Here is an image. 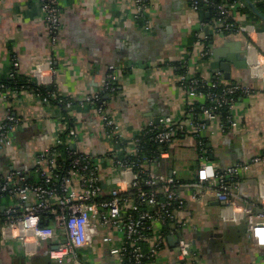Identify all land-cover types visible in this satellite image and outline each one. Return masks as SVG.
<instances>
[{"label":"crops","instance_id":"0c3cea01","mask_svg":"<svg viewBox=\"0 0 264 264\" xmlns=\"http://www.w3.org/2000/svg\"><path fill=\"white\" fill-rule=\"evenodd\" d=\"M133 1L58 0L61 28L57 43L52 45L38 0H0V78H7L14 56L19 75L35 83L43 81V85L53 83L55 93L78 101L87 93L102 90L108 66L113 65L117 86L109 97L104 95L106 108L129 135L150 122L156 123L159 117H181L189 98L173 64L184 63L192 75L208 82L218 79L223 84H240L249 93L232 102L236 128L222 132L217 122L208 124L203 135L205 156L200 154L194 137L179 134L169 147V157L160 167L153 166L159 176L171 174L187 183L196 178L204 163L224 168L237 161L248 162L251 156L264 152V21L248 19L247 13L238 10L235 19L253 25L251 36L216 35L211 28L207 35L205 27L201 30L207 18L191 9L189 0H150L147 14L151 26L144 28L133 17ZM205 14L209 17L208 12ZM206 36L214 43H209L210 56L202 59L205 43L201 39ZM227 55L241 64L231 65L230 80L224 77V71L211 66L215 59L221 62ZM2 95L0 91V120L5 112ZM10 105L21 124L12 132L11 144L0 150V173L13 167L28 168L32 155L48 146L68 122L74 124L78 134L74 148L97 155L110 148L103 140L100 119L89 105L74 102L66 112L60 103H43L31 89L16 93ZM261 170L263 166L251 164L249 173L242 177L238 191L245 203L258 202L257 174ZM110 172L104 166L105 183ZM177 190L185 200L177 214L184 223L181 232L197 251L192 264H264V249L251 243L246 222L224 220L222 205L212 189L205 191L200 203L192 196L196 188ZM103 232L113 241L122 236L112 229ZM46 245L43 242L37 253L26 256L17 242L0 238V264H47L43 256ZM109 246L95 239L83 254L95 264H116V258L108 253ZM174 252L166 240L164 249L145 264H177Z\"/></svg>","mask_w":264,"mask_h":264},{"label":"built area","instance_id":"2783aa9c","mask_svg":"<svg viewBox=\"0 0 264 264\" xmlns=\"http://www.w3.org/2000/svg\"><path fill=\"white\" fill-rule=\"evenodd\" d=\"M38 1L50 42L55 45L61 28L58 0ZM189 4L195 11L205 8L210 15V19L202 21L201 30L208 26L216 35L251 36L254 32L252 24L235 19L236 12L244 6L242 0H189ZM149 5L150 0L133 1V17L144 28L151 26ZM210 53L211 49L205 48L200 57L207 59ZM10 59L8 75L12 77L17 73L18 62L14 56ZM179 77L189 98L181 117H159L157 123L150 122L129 135L106 108L105 98H101V91L116 90L117 73L113 65L108 66L102 90L87 93L78 101L53 90L45 95L35 92L43 103L54 100L66 112L73 108L74 102L93 107L100 119L103 140L110 148L100 155L74 148L72 144L78 134L74 124L68 122L48 146L32 155L28 168L13 167L0 173V207H4L0 210V238L17 242L26 256L34 255L43 242H48L49 259L60 264H95L80 251L100 239L110 244L108 253L116 258V264H145L164 249L167 236L171 235L176 240V263L192 264L197 251L181 232L184 223L177 218L185 206L177 187H192L196 188L192 196L199 203L205 191L212 189L222 205L224 220L234 224L244 220L251 243L264 249V170L257 174L258 202L245 203L238 191L251 164L264 168V152L251 156L248 162L237 161L224 168L204 163L196 178L187 183L177 181L171 174L160 177L153 169L169 157V147L179 134H191L197 140L200 154H206L203 135L208 124L217 122L222 132L236 128L238 121L232 102L235 97L249 93L243 85L223 84L218 79L208 82L187 69ZM42 82L36 84L43 85ZM18 92L3 91L5 113L0 120V150L11 144V134L21 124L10 105ZM223 113L225 121L220 119ZM146 133L150 134L147 141L143 140ZM146 143L153 148L147 151ZM104 166L111 169L108 187H104L107 185L102 175ZM110 229L122 235L118 241L103 232Z\"/></svg>","mask_w":264,"mask_h":264},{"label":"trees","instance_id":"16d2710c","mask_svg":"<svg viewBox=\"0 0 264 264\" xmlns=\"http://www.w3.org/2000/svg\"><path fill=\"white\" fill-rule=\"evenodd\" d=\"M256 6L259 9V11L264 15V2H257ZM204 9L205 8L201 9V11H200L201 15L203 18H207L206 20H208V19H210V15H209V17H206L205 13H207V10H204ZM240 11L247 13L248 19L259 20V17H257V15L255 13H253L246 5H244L242 8H240ZM262 29H264V23L263 22H262ZM211 39L212 38L210 36L206 37V38L203 37L201 39L205 43V48H210L209 43H210ZM173 67H174V71L177 75L184 73V71H186V68H187V67H185L184 63H180V62L174 63ZM1 84H3V87H0V91L5 92V91H9V90L20 91L22 89H31L32 91H34V93L40 92L41 95L47 94L49 90H53V88H54L53 83H50L48 85H38L35 82L29 80L28 78H26L22 75H19L18 73H15V75L12 77L7 75V78H0V85ZM100 93H101V98L103 99V98H105L104 95L107 93V91H101ZM235 98H237V97H235ZM51 102L54 103L56 101L52 100ZM11 112L13 113L12 110H11ZM65 115H66V112H65ZM224 116H225V113H223L222 116L220 117L221 121H225ZM149 136H150L149 133L144 134L143 137H145V138L143 140L147 141V137H149ZM145 146H146L145 149L147 151H149L153 148V146L148 144V143H146ZM205 147H206V144H205ZM201 155L205 156V154H201ZM46 246H47V248L49 247L48 244Z\"/></svg>","mask_w":264,"mask_h":264},{"label":"water","instance_id":"95a60500","mask_svg":"<svg viewBox=\"0 0 264 264\" xmlns=\"http://www.w3.org/2000/svg\"><path fill=\"white\" fill-rule=\"evenodd\" d=\"M244 5H246L253 13H255L257 15V17H259L261 20L264 21V15L259 11V9L257 8L256 4L252 1V0H242ZM205 32L207 35H209V27L208 26H205L204 28ZM210 43L213 44L214 43V40L211 39L210 40ZM215 52H216V49H213V56H215ZM224 60H222L221 62H218L216 59L211 63V66L213 67H218L219 69H221L222 71H224V77L226 79H229L231 78V65H241L240 63H237L235 61V57L232 56V55H227L225 56V58H223ZM107 97H109V93L106 94ZM158 119V118H157ZM157 119H156V123H157ZM208 147H210V145H208ZM210 155V154H209ZM211 156V155H210ZM109 183V181H107V184ZM106 186V184H104V187ZM4 207L1 206L0 207V210H2ZM257 211H260V209H256ZM167 240L170 244V246L173 248L175 243H176V240L173 238V236L169 235L167 237ZM45 257V263L47 264H56V263H53L49 257H48V253H46L45 255H43ZM58 264V263H57ZM60 264V263H59Z\"/></svg>","mask_w":264,"mask_h":264},{"label":"rangeland","instance_id":"374dc122","mask_svg":"<svg viewBox=\"0 0 264 264\" xmlns=\"http://www.w3.org/2000/svg\"><path fill=\"white\" fill-rule=\"evenodd\" d=\"M190 136L192 137V135H191V134H189V135H188V137H190ZM5 201H9V199H7V198H6V199H5ZM80 253H82V254H83V251H80Z\"/></svg>","mask_w":264,"mask_h":264},{"label":"flooded vegetation","instance_id":"af4514ba","mask_svg":"<svg viewBox=\"0 0 264 264\" xmlns=\"http://www.w3.org/2000/svg\"><path fill=\"white\" fill-rule=\"evenodd\" d=\"M53 263H56L57 264V262H53Z\"/></svg>","mask_w":264,"mask_h":264}]
</instances>
